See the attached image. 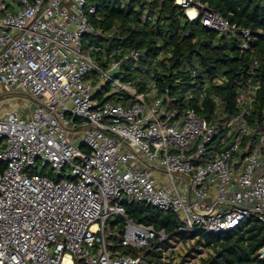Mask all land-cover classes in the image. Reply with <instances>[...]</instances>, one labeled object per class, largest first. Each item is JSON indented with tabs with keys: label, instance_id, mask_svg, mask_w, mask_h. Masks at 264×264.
Returning <instances> with one entry per match:
<instances>
[{
	"label": "built area",
	"instance_id": "2783aa9c",
	"mask_svg": "<svg viewBox=\"0 0 264 264\" xmlns=\"http://www.w3.org/2000/svg\"><path fill=\"white\" fill-rule=\"evenodd\" d=\"M176 4L207 30L241 34L248 47L250 30L207 3ZM97 10L88 0H0V97L26 96L22 104L0 99V264H144L145 256L146 264H178V233L223 236L251 218L264 224V129L252 132L248 119L252 86L224 133L196 108L181 113L168 89L140 91L120 79L141 50L107 65L91 55ZM243 146L244 168L236 157ZM126 198L178 214L177 232L131 219ZM257 255L264 259V246Z\"/></svg>",
	"mask_w": 264,
	"mask_h": 264
},
{
	"label": "trees",
	"instance_id": "16d2710c",
	"mask_svg": "<svg viewBox=\"0 0 264 264\" xmlns=\"http://www.w3.org/2000/svg\"><path fill=\"white\" fill-rule=\"evenodd\" d=\"M201 1L232 24L250 30L248 47H242L244 37L239 33L223 36L207 30L201 20H190L176 0H88L98 6L99 18L91 17L97 33L86 37V46L94 44L91 55L103 65L132 49L141 50L144 56L123 67L122 79L134 82L140 91L148 84H154L159 93L168 89V97L181 113L188 107L196 108L202 118L219 124L223 133L225 122L241 111L238 97L252 86L249 95L253 108L248 119L254 133L263 130L264 0ZM114 51L119 53L112 54ZM198 89L203 90L201 98L185 99V92ZM5 169L6 164L0 161V175ZM125 206L135 221L171 234L178 230L180 217L172 211L138 201H125ZM177 236L185 242L194 239L196 247L204 244L214 250L201 259V264H264L257 255L264 246V224L254 218L223 236L204 230ZM114 249L122 253L133 251ZM178 264H185V260Z\"/></svg>",
	"mask_w": 264,
	"mask_h": 264
},
{
	"label": "rangeland",
	"instance_id": "374dc122",
	"mask_svg": "<svg viewBox=\"0 0 264 264\" xmlns=\"http://www.w3.org/2000/svg\"><path fill=\"white\" fill-rule=\"evenodd\" d=\"M4 1H7V2H16V3L18 2V0H4ZM88 3H89V5L92 4L91 2H88ZM90 79L94 80L95 83L99 84L100 75H93L91 73L90 74ZM120 79L122 80V76H120ZM97 84H95V85H97ZM6 88L7 87H3L2 90H4V91L7 92V89ZM117 96L119 97L120 94H118ZM149 96H150V98L153 96V93L151 91L149 92ZM25 97L26 96L25 95H22V94H8V93H6V95L0 97V99L1 98H3V99L9 98L11 100L10 102L16 101L18 104H22V103H24ZM3 99H1V101H3ZM259 130H261V129H259ZM259 130H256L255 132L258 133ZM252 132H254V130ZM255 144L256 143H254V145ZM246 146L249 147L248 144H246ZM246 146H243L240 149V152L236 154L237 159H240L241 160L240 161V164H242L243 168H244V165H245L244 158L246 157V155H242V154L244 153V148L246 149ZM254 149H257V147L254 146ZM243 168H241V169H243ZM47 171L50 172L51 174L54 172V170L51 167H49L47 169ZM125 201H135V200L134 199H130V198H126ZM118 222H120V219H119ZM180 222H181V218L179 220V223ZM110 229H111V226H108L107 232H109ZM115 233H116V237L115 238H120V231L119 230H115ZM115 238H112V240H114ZM177 239L178 240L175 243L176 244V249H175V251H173L174 252V258H175L176 261L189 260V261H191V264H195V263L196 264H201V259L202 258H206V257L210 256V254H212L214 252V250L212 248L206 247L204 244L196 247L194 245L195 241L181 242V241H179V238H177ZM124 249H126V248H124ZM145 252H146V250L145 249H142V250H140L137 253V255L144 256L145 255ZM149 259H150L149 256H145V258H144V264H146L149 261ZM76 263L77 264H83L82 261H81V259H77L76 260Z\"/></svg>",
	"mask_w": 264,
	"mask_h": 264
},
{
	"label": "water",
	"instance_id": "95a60500",
	"mask_svg": "<svg viewBox=\"0 0 264 264\" xmlns=\"http://www.w3.org/2000/svg\"><path fill=\"white\" fill-rule=\"evenodd\" d=\"M120 69H121V64H118V66L113 70H111L110 73L114 76H117L120 73Z\"/></svg>",
	"mask_w": 264,
	"mask_h": 264
},
{
	"label": "bare ground",
	"instance_id": "6f19581e",
	"mask_svg": "<svg viewBox=\"0 0 264 264\" xmlns=\"http://www.w3.org/2000/svg\"><path fill=\"white\" fill-rule=\"evenodd\" d=\"M193 14V13H192Z\"/></svg>",
	"mask_w": 264,
	"mask_h": 264
}]
</instances>
